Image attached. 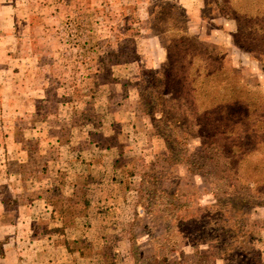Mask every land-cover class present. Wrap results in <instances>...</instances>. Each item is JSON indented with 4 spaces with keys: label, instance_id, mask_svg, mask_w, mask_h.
<instances>
[{
    "label": "rangeland",
    "instance_id": "374dc122",
    "mask_svg": "<svg viewBox=\"0 0 264 264\" xmlns=\"http://www.w3.org/2000/svg\"><path fill=\"white\" fill-rule=\"evenodd\" d=\"M185 5L200 7L198 19L186 14ZM184 33L220 57L224 73L238 75L264 125V38H248L217 0H0V163L4 155L14 171L19 161L43 165L50 127L57 138L50 152L54 165H75L68 172L78 190L68 208L76 214L84 197L91 201L102 192L100 172L76 165H107L104 189L117 204L99 202L96 208L121 211L108 212L100 239L105 245L95 241L101 233L89 231L73 244L74 255H82L75 264L99 263L103 252L110 264L252 262L240 253L226 259L227 245L242 246L228 242L231 236L212 223L218 202L224 204L220 188L231 185L224 161L203 170L186 164L197 141L171 155L147 115L155 83L144 73L165 66L166 43ZM31 128L42 129L41 141L30 138ZM259 161L264 167V158ZM10 178H0V198L14 208L18 188L15 175ZM258 198L264 196L256 195L255 203ZM235 219L256 240L264 238L263 207ZM122 239L126 252L117 244ZM261 243L254 248L262 260Z\"/></svg>",
    "mask_w": 264,
    "mask_h": 264
},
{
    "label": "trees",
    "instance_id": "16d2710c",
    "mask_svg": "<svg viewBox=\"0 0 264 264\" xmlns=\"http://www.w3.org/2000/svg\"><path fill=\"white\" fill-rule=\"evenodd\" d=\"M217 1L226 16L240 30L248 32V38L252 35L264 38V0ZM163 23L166 19L161 20ZM165 48L168 51L165 66L144 73L147 78L151 75L149 80L155 83L151 107L146 108L148 118L171 155L181 154L179 147L197 141L191 149L194 153L186 157V164L199 163L203 170L205 165L224 161L231 185L223 183L220 188L225 194L224 204L218 202L220 214L212 223L231 236L226 237L228 242L237 240L242 246L234 249L233 244L227 245L230 253L225 258L240 253L252 258V262L247 259L242 264H264L261 253L254 248L255 241L261 243L263 238L256 240L243 221L235 219L250 208H264V198L254 202L256 195L264 196V167L259 161L264 158V152L260 153L264 148L262 111L258 112V106L248 101V87L242 85L238 75L224 73L222 67L226 65L220 57L208 55L205 46L195 38L184 33L176 41L166 43ZM233 187V194L228 193ZM78 231L72 235L76 241L84 233Z\"/></svg>",
    "mask_w": 264,
    "mask_h": 264
},
{
    "label": "crops",
    "instance_id": "0c3cea01",
    "mask_svg": "<svg viewBox=\"0 0 264 264\" xmlns=\"http://www.w3.org/2000/svg\"><path fill=\"white\" fill-rule=\"evenodd\" d=\"M199 9V6L184 7L186 14L194 20L199 17ZM47 119L50 121L51 115H48ZM31 129L30 138L35 137L34 141L38 139L41 141L42 129ZM43 137L48 139V147H46L48 156L44 158L43 165H24L25 161H19L20 165H17L14 171L8 164L9 157L6 155V161L3 155L0 163V178L6 176L12 180L10 177L14 174L18 188V194H14L16 201L14 208H9L7 202L0 198V264H75L82 255L81 253L78 256L74 255L77 249L74 250L73 244L81 241H76L75 236H72L73 233L77 234L78 230L82 232L84 230L85 233L89 231L90 234L94 233L98 236L106 230L108 224L105 219L110 217L108 212L112 209L121 212L114 205L105 212H98L96 208L99 202L117 204L116 197L112 193L108 195L109 192L106 193L104 189L107 185L109 187V182L103 178L107 165H76L80 167V171L85 168L98 170L100 172L97 174L98 181H102L103 184L100 186L102 191L100 197H91L92 203L88 199L89 196L84 197L74 214L68 206L73 203L75 196L71 194L76 193L78 184L70 179L68 170L75 165H54L53 160L56 156L51 159L50 152L56 150L57 138L51 135L50 127ZM6 152L8 154L10 151ZM113 178L111 187L115 186ZM98 181L96 186L100 183ZM11 185L14 186L13 183ZM67 191L70 193H66ZM90 204H92L91 209ZM75 220L81 221L80 227L76 225L74 227ZM103 234L95 238L97 244L105 245L107 242L106 239L100 241L101 237H104ZM81 239H85V236ZM117 244L122 245L123 252H126L125 239ZM261 244L264 246V238ZM105 256V252L98 253L96 260L99 263L94 264H110V260L105 262L107 258ZM262 261L264 262L263 253Z\"/></svg>",
    "mask_w": 264,
    "mask_h": 264
}]
</instances>
